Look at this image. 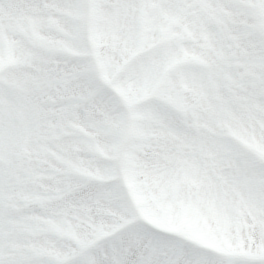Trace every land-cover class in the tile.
Wrapping results in <instances>:
<instances>
[{"label":"snow or ice","instance_id":"obj_1","mask_svg":"<svg viewBox=\"0 0 264 264\" xmlns=\"http://www.w3.org/2000/svg\"><path fill=\"white\" fill-rule=\"evenodd\" d=\"M0 264H264V0H0Z\"/></svg>","mask_w":264,"mask_h":264}]
</instances>
